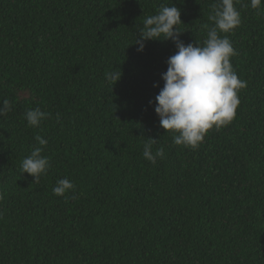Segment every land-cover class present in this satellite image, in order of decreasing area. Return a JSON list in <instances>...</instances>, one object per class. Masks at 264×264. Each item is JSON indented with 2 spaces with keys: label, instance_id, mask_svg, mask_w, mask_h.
Segmentation results:
<instances>
[{
  "label": "trees",
  "instance_id": "16d2710c",
  "mask_svg": "<svg viewBox=\"0 0 264 264\" xmlns=\"http://www.w3.org/2000/svg\"><path fill=\"white\" fill-rule=\"evenodd\" d=\"M215 3L0 0V264H264V5L234 0L241 23L221 35L246 87L232 122L194 150L154 111L174 42L134 43L174 4L179 39L202 46ZM37 107L50 116L28 126ZM37 135L50 160L39 182L21 173ZM148 138L165 152L156 164ZM63 178L75 187L57 196Z\"/></svg>",
  "mask_w": 264,
  "mask_h": 264
},
{
  "label": "clouds",
  "instance_id": "9594fccd",
  "mask_svg": "<svg viewBox=\"0 0 264 264\" xmlns=\"http://www.w3.org/2000/svg\"><path fill=\"white\" fill-rule=\"evenodd\" d=\"M264 0H250L252 9H261ZM180 9L172 6H161L157 14L144 19L138 29L135 42L137 51H142L148 40L171 39L177 51L168 57L167 70L161 73L163 87L155 96L154 111L159 118V125L174 133L173 143L196 149L207 132L227 126L236 115L240 103L238 92L246 87L240 80L230 62L236 54L230 40L221 33H230L241 23L240 12L234 6V0H216L208 19L212 25L207 28L203 45L185 44L179 39L181 31L177 26L182 23ZM121 77V71L106 73V79L113 86ZM154 87L157 85L154 84ZM153 101H149L152 104ZM11 106L5 102L0 105V115L9 111ZM27 125L38 127L50 114L39 107L26 111ZM59 122V114H57ZM39 146H34L30 155L21 164V173H28L33 181L39 182L41 176L50 168V160L41 153L47 140L40 135L35 137ZM156 139L148 138L143 146V156L152 164L157 158L163 159L164 149L153 152ZM75 185L67 178L59 179L52 191L63 196ZM2 199V195H0Z\"/></svg>",
  "mask_w": 264,
  "mask_h": 264
}]
</instances>
